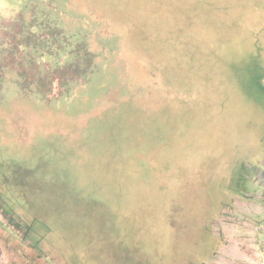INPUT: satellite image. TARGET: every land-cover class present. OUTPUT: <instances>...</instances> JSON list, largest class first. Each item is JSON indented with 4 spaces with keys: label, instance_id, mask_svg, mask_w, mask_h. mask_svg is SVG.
Masks as SVG:
<instances>
[{
    "label": "rangeland",
    "instance_id": "1",
    "mask_svg": "<svg viewBox=\"0 0 264 264\" xmlns=\"http://www.w3.org/2000/svg\"><path fill=\"white\" fill-rule=\"evenodd\" d=\"M178 1L192 22L163 40L133 21L146 0H0V264H171L195 241L219 264L264 134V0L154 16Z\"/></svg>",
    "mask_w": 264,
    "mask_h": 264
},
{
    "label": "crops",
    "instance_id": "2",
    "mask_svg": "<svg viewBox=\"0 0 264 264\" xmlns=\"http://www.w3.org/2000/svg\"><path fill=\"white\" fill-rule=\"evenodd\" d=\"M256 140L254 148L247 150L249 162L242 173L254 188L238 195L230 214L218 224L221 236L215 238L212 258L219 264H264V134ZM239 212L245 221L236 218Z\"/></svg>",
    "mask_w": 264,
    "mask_h": 264
},
{
    "label": "trees",
    "instance_id": "3",
    "mask_svg": "<svg viewBox=\"0 0 264 264\" xmlns=\"http://www.w3.org/2000/svg\"><path fill=\"white\" fill-rule=\"evenodd\" d=\"M152 0H146V2H143L140 5V15L139 16H132L133 21L138 23V25H140V29H141V33L142 35H149V38L153 37L152 33L156 32L158 33L157 36L155 37H162L163 40H166L168 38V34L167 33H160L158 31H156V29H160L162 27L163 24V20H165L166 22H168L169 26L172 27V30H177V29H181V27H185L186 23H190L192 22V18L191 17H186V15H184V13H182L183 9L182 5L180 4V2H176V3H170V5H172L173 11H174V16L172 18H166L162 15V17L160 16H154V10L158 9V4L156 6H154L153 4H151ZM163 19V20H162ZM140 50L148 55L146 56L147 58L151 55L148 54V52H150V46L148 44H140ZM30 231V230H25V232ZM187 232V231H186ZM27 242H28V238H27ZM29 243V242H28ZM198 242L195 241V246L194 244H191L193 246H191L188 250L187 248V253L184 255V259L181 260L180 257L176 256V252L175 253V257H173L172 259V263L171 264H205L203 262V258H196L194 254H197V248L201 247L200 242L197 244ZM37 247V242L35 244V246L33 247L31 243H29V252L28 255H31L32 260H36V259H40L41 257L43 258V256H40V252L35 250V248ZM31 249L35 250L37 252L36 255L31 254ZM41 258V259H42Z\"/></svg>",
    "mask_w": 264,
    "mask_h": 264
}]
</instances>
